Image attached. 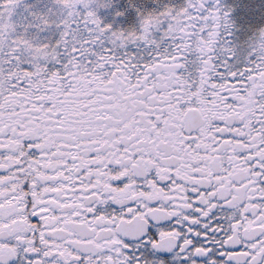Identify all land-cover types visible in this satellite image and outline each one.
Returning <instances> with one entry per match:
<instances>
[{"label":"snow or ice","instance_id":"1","mask_svg":"<svg viewBox=\"0 0 264 264\" xmlns=\"http://www.w3.org/2000/svg\"><path fill=\"white\" fill-rule=\"evenodd\" d=\"M0 264H264V0H0Z\"/></svg>","mask_w":264,"mask_h":264}]
</instances>
